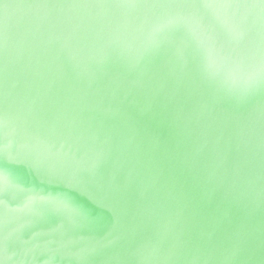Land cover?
I'll list each match as a JSON object with an SVG mask.
<instances>
[{
    "label": "water",
    "instance_id": "obj_1",
    "mask_svg": "<svg viewBox=\"0 0 264 264\" xmlns=\"http://www.w3.org/2000/svg\"><path fill=\"white\" fill-rule=\"evenodd\" d=\"M0 264H264V0H0Z\"/></svg>",
    "mask_w": 264,
    "mask_h": 264
}]
</instances>
